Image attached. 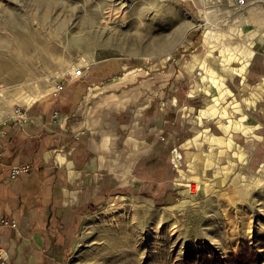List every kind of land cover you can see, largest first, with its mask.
<instances>
[{"label": "rangeland", "instance_id": "obj_1", "mask_svg": "<svg viewBox=\"0 0 264 264\" xmlns=\"http://www.w3.org/2000/svg\"><path fill=\"white\" fill-rule=\"evenodd\" d=\"M92 11L96 21L80 27ZM24 33L35 48L20 47ZM169 53L197 59L196 76L183 83L214 119L206 123L221 135L218 147L204 144L198 177L168 167L169 152L144 163L155 174L144 168L137 191L84 210L49 263L195 264L248 245L264 263V0H0V59L9 62L0 72L1 117L66 91L80 79L64 78L68 69L82 66L92 79L86 69L99 59L148 63ZM13 67L24 73L4 79Z\"/></svg>", "mask_w": 264, "mask_h": 264}, {"label": "crops", "instance_id": "obj_2", "mask_svg": "<svg viewBox=\"0 0 264 264\" xmlns=\"http://www.w3.org/2000/svg\"><path fill=\"white\" fill-rule=\"evenodd\" d=\"M196 36L189 43L197 44ZM168 55L136 64L99 59L86 69L92 79L66 82V91L38 100L21 116L0 114L7 119L0 136V215L16 222L0 225L8 262L0 264H51L49 258L62 255V243L74 238L84 210L137 191L144 168L153 174L157 168L144 163L159 154L169 152L168 167L182 177L198 175L204 144L216 149L221 135L206 123L214 121L207 108L188 99L183 82L196 76L197 59ZM17 164L30 169L10 177L9 167Z\"/></svg>", "mask_w": 264, "mask_h": 264}, {"label": "built area", "instance_id": "obj_3", "mask_svg": "<svg viewBox=\"0 0 264 264\" xmlns=\"http://www.w3.org/2000/svg\"><path fill=\"white\" fill-rule=\"evenodd\" d=\"M90 76L89 73H86L84 68H82V66L79 67H74L71 69H68L64 72L63 77L64 78H75V77H83V76ZM63 87V85L61 84V82H58L55 86V90H60ZM15 113L20 114V116L23 114L22 110H20L19 108H15L14 110ZM55 117L58 116L57 112H54ZM7 123V119H2L0 120V136L5 135L7 133V127L5 126V124ZM165 137L160 134L159 135V141H164ZM2 151H3V144L0 141V168L2 167L3 163H2ZM30 169V165L29 164H17V165H11L9 167V175L10 177H16L18 176L21 172H25L27 170ZM190 187L191 191H195V184H188ZM0 225L1 226H11V227H16V222L14 219L7 217L5 215H0ZM0 263H8L6 258L4 257V255L2 254L1 248H0Z\"/></svg>", "mask_w": 264, "mask_h": 264}, {"label": "bare ground", "instance_id": "obj_4", "mask_svg": "<svg viewBox=\"0 0 264 264\" xmlns=\"http://www.w3.org/2000/svg\"><path fill=\"white\" fill-rule=\"evenodd\" d=\"M42 3V2H41ZM40 3V4H41ZM44 3V2H43ZM43 5V4H42ZM46 5V4H45ZM97 11V10H96ZM47 13V11H45V14ZM44 14V13H43ZM44 14V15H45ZM43 15V16H44ZM96 16L97 15V12H95V14H94V12L92 11L90 14H88L83 20H82V25H80V27H84V25H87V24H91V23H93L94 21H96L95 20V18L93 17V16ZM42 16V17H43ZM100 18V17H99ZM45 19V18H44ZM46 19H48V18H46ZM45 19V20H46ZM14 23H16V22H14ZM186 24V23H185ZM11 25H13V24H11ZM16 25V24H15ZM14 25V26H15ZM93 25V24H92ZM91 25V26H92ZM192 25V24H191ZM18 26H20V25H18ZM60 27H62L63 26V23H60V25H59ZM87 26H89V25H87ZM183 27L185 26V25H182ZM187 26V25H186ZM188 26H190V25H188ZM13 27V26H12ZM11 27V28H12ZM64 27V26H63ZM42 32V31H41ZM14 34V33H13ZM89 34H91L90 32H88L87 33V35L86 36H81V37H79V36H77V37H75V38H73V41H76V42H78V41H82V42H84L85 40H87L88 39V36H89ZM93 35V34H92ZM16 36V35H15ZM93 37V36H92ZM16 40H17V42H18V44L20 45V47L22 48V49H24V50H30L31 48H35V46L37 45V42L36 41H33L31 38H30V36H29V33L26 35L25 33L24 34H22V38H21V40H20V42L18 41V39L17 38H15ZM10 62H12V60L10 59ZM8 65H9V62H8V59H0V72H3L4 70H7V67H8ZM24 73V69H20V68H15V67H13V68H11L9 71H7L6 72V74H5V78L4 79H12V78H15V77H19V76H21L22 74ZM3 75V74H2ZM37 93L40 95V94H42V93H44L43 92V90H38L37 91ZM37 94V95H38ZM29 101V99H27L26 100V102H28Z\"/></svg>", "mask_w": 264, "mask_h": 264}, {"label": "trees", "instance_id": "obj_5", "mask_svg": "<svg viewBox=\"0 0 264 264\" xmlns=\"http://www.w3.org/2000/svg\"><path fill=\"white\" fill-rule=\"evenodd\" d=\"M125 190L124 192H129ZM94 207H88V210H93ZM248 243V242H247ZM253 245H248L237 252H228L224 258L214 257L212 254L205 258L194 262L195 264H264L260 257L255 253Z\"/></svg>", "mask_w": 264, "mask_h": 264}]
</instances>
